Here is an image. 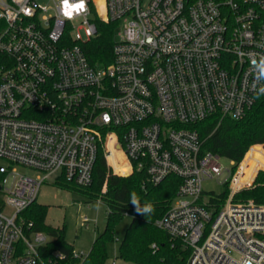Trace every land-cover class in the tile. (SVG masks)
I'll return each instance as SVG.
<instances>
[{"label":"built area","instance_id":"obj_1","mask_svg":"<svg viewBox=\"0 0 264 264\" xmlns=\"http://www.w3.org/2000/svg\"><path fill=\"white\" fill-rule=\"evenodd\" d=\"M102 2L85 0L68 19L61 0L54 14L40 0H0V158L9 161L0 164V264H55L41 253L52 236L20 214L52 175L91 184L100 151L115 170L124 159L126 176L144 172L155 185L180 177L156 225L190 249L186 264H264V204L234 198L261 160L241 180L245 158L227 168L187 126L242 118L264 89V0ZM98 19L119 21L106 65L82 48ZM17 164L38 173L16 174ZM225 170L229 193L217 206L203 181Z\"/></svg>","mask_w":264,"mask_h":264},{"label":"trees","instance_id":"obj_2","mask_svg":"<svg viewBox=\"0 0 264 264\" xmlns=\"http://www.w3.org/2000/svg\"><path fill=\"white\" fill-rule=\"evenodd\" d=\"M103 4L102 0H98ZM119 21L97 20V33L82 43V48L93 65H106L113 60V47ZM197 130L202 140V151H213L223 157L240 162L249 148L254 144H264V96L256 97L247 113L239 119L213 114L187 125ZM254 160H261L264 166V149L255 146L246 155L239 178L254 168ZM118 170V171H117ZM117 170L111 171L107 158L100 151L95 162L93 180L89 185H80L66 178L55 182L61 187H71L91 200L101 199L107 207V221L103 231L96 236L85 258L73 254L74 245L66 240V225L54 226L46 222L48 205L33 201L21 212L26 223H32L31 229L42 230L52 236L41 248L46 261L55 264H105L107 244L114 240L115 226L119 220L129 214L131 222L126 229L119 246V257L134 264H186L190 249L179 238H173L166 230L156 225L171 205L176 196L180 177L170 174L155 185L147 180L144 172L135 171L129 176H121L127 170L123 159ZM2 173L0 172V178ZM144 184V188H142ZM225 190L211 199L212 204L221 205L229 193ZM109 192H103V189ZM135 192L140 205L151 203L154 212L150 215H138L130 203L131 194ZM0 190V209L4 207ZM235 200H252L264 202V176L259 175L253 186L244 188L235 194ZM21 242V241H20ZM156 243L157 246H153ZM21 244V243H20ZM56 251H62L64 258L55 257Z\"/></svg>","mask_w":264,"mask_h":264},{"label":"rangeland","instance_id":"obj_3","mask_svg":"<svg viewBox=\"0 0 264 264\" xmlns=\"http://www.w3.org/2000/svg\"><path fill=\"white\" fill-rule=\"evenodd\" d=\"M40 2L43 5H50V8L46 12L47 14L55 13L53 0H40ZM75 23L79 24V20H76ZM255 146L264 148V144L252 145L244 155L243 159L246 157L251 148ZM117 157L119 160H122L121 155H118ZM222 162L229 169H233L236 165V163H233L227 157H223ZM1 163L8 165L9 161L4 158H0V164ZM108 166L111 171H115L109 162ZM15 173L33 176L38 172L33 168L17 164ZM127 174L129 173L126 172L121 175L126 176ZM254 174H256L255 179L247 187L253 186L259 175L264 176V168H259L257 172H254ZM229 177V171L225 170L224 173L217 178L214 177L205 179L203 181V188L205 192H223L226 187L225 182L229 179ZM103 192H109V190L104 188ZM37 201L48 205L46 222L60 227L66 225V240L74 245L75 250L88 254L96 236L105 228L107 221V207L105 203L101 199L91 200L71 187L61 188L55 182L54 175L50 176L42 184L37 196ZM262 204H264V202H262ZM85 217L87 220H84ZM130 222L131 216L126 214L116 224L114 240L109 241L107 244L108 256L105 264H112L113 262L116 264H134L119 257L120 242L124 237Z\"/></svg>","mask_w":264,"mask_h":264},{"label":"clouds","instance_id":"obj_4","mask_svg":"<svg viewBox=\"0 0 264 264\" xmlns=\"http://www.w3.org/2000/svg\"><path fill=\"white\" fill-rule=\"evenodd\" d=\"M64 15L66 18L71 19L73 13H79L86 11L85 0H78L76 3H70V0H61ZM253 64L256 63L255 60L252 61ZM257 67L261 68V73L264 74V55L260 56L259 64ZM264 96V89L260 90V93L257 94V98ZM130 203L134 206L135 212L138 215H150L154 212V206L151 203H145L143 206L140 205L139 197L135 192L131 194Z\"/></svg>","mask_w":264,"mask_h":264}]
</instances>
